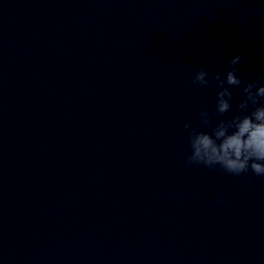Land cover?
Returning a JSON list of instances; mask_svg holds the SVG:
<instances>
[{
  "label": "clouds",
  "instance_id": "obj_1",
  "mask_svg": "<svg viewBox=\"0 0 264 264\" xmlns=\"http://www.w3.org/2000/svg\"><path fill=\"white\" fill-rule=\"evenodd\" d=\"M242 60L241 55L229 61V70L210 73L201 67L192 76V84L208 88L215 84V110L210 115L207 109L198 113L202 125H212V116L223 117L232 109L233 88H240L239 111L229 119H217L210 131H203L186 123L189 152L185 156V166H199L209 171L221 170L229 175L240 177L252 173L246 184L251 186L254 177L264 178V76H257L245 82L235 67ZM182 194L176 199H181ZM226 203L220 195L217 206Z\"/></svg>",
  "mask_w": 264,
  "mask_h": 264
}]
</instances>
